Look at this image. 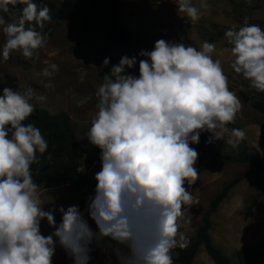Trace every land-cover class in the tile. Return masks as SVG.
Here are the masks:
<instances>
[{
  "label": "clouds",
  "instance_id": "clouds-1",
  "mask_svg": "<svg viewBox=\"0 0 264 264\" xmlns=\"http://www.w3.org/2000/svg\"><path fill=\"white\" fill-rule=\"evenodd\" d=\"M25 6L8 21L0 15V56L13 53L32 59L44 48L45 23L50 9H38L33 0H0V12L13 15L10 5ZM177 11L193 23L210 9L207 0H174ZM224 36L233 57L231 68L264 92V29L247 21L229 27ZM216 45L201 48L158 39L151 51L138 53V74L127 69L137 58L122 56L95 92L97 112L86 133L100 150L95 188L83 209L79 205L44 210L32 168L48 143L39 128L23 122L34 112L29 88L4 87L0 92V264H52L59 246L72 264H89L97 248L110 251L116 264H173L179 219L193 196L188 186L198 179L199 156L191 145L201 133L210 141L223 140L228 124L237 122L240 97L228 87L221 61L213 59ZM105 58L101 67H107ZM56 64L40 73L53 78ZM84 74L80 79L83 80ZM46 88L54 85L47 83ZM83 103V102H82ZM229 143L245 137L240 127L230 130ZM47 192V189H44ZM54 212L61 219L56 222ZM89 220L95 228L89 224ZM41 221L50 229L40 230Z\"/></svg>",
  "mask_w": 264,
  "mask_h": 264
},
{
  "label": "rangeland",
  "instance_id": "rangeland-1",
  "mask_svg": "<svg viewBox=\"0 0 264 264\" xmlns=\"http://www.w3.org/2000/svg\"><path fill=\"white\" fill-rule=\"evenodd\" d=\"M38 0H33L36 3ZM92 9H110L116 12V21L128 26L136 36L137 42L131 41L128 46L118 51H109L103 57H97L91 45H98L105 36L102 26L84 18L72 21L51 19L48 22L49 36L46 46L38 50L32 59H25L13 53L7 61L0 56V92L9 87L6 78L11 82L13 90L24 91L31 88L37 97L45 100H34L35 107H42L49 113L64 111L70 126L79 143H86V133L90 122L97 112L95 92L103 83L104 74L110 72L119 63L122 56L136 57L137 65L127 69L131 74H138V56L141 50L151 51L158 39L183 42L198 50L204 41L216 45L212 53L213 59L221 61L224 74L228 77V87L241 99L242 110L237 119L245 120L242 125L228 124L229 133L223 140L210 141V134L203 133L209 140L213 150L234 154L241 149L255 152L264 162V112L257 110L253 99L264 102V92H257L249 86L241 74L231 68L232 55L224 36L232 25L242 26L245 21L257 24L264 29V0H207L210 9L195 23L185 14L177 11L174 0H85ZM59 0H39L37 6H47L54 10ZM199 6V0H193ZM13 15L0 12L8 21L15 19L21 10L10 7ZM212 39H209V37ZM3 35L0 33V44ZM105 58H109L107 67H101ZM56 64L59 72L53 78L43 77L40 73L45 67ZM84 74L83 80L80 79ZM51 83L53 88L44 87ZM10 88V87H9ZM83 102V103H82ZM240 127L245 137L237 146L229 143L230 130ZM79 169L83 171L88 182L79 191H73L68 183H42L39 185V196L44 210L58 209L64 206L79 205L85 207L87 198L95 188V173L100 170V160H90L83 156ZM238 177V181L228 190L219 202L216 210L210 215L208 233L212 243L229 257L231 264H239L236 250L241 245H248L264 255V168L258 175L251 173L247 163L226 162L223 164H204L194 185L188 186L193 196L191 207H184V216L179 219L176 236L177 244H186L193 236L200 223L201 215L210 199L230 179ZM44 189L48 191L45 192ZM257 196V202L251 212L245 215L249 200ZM59 223L61 215L54 212ZM93 227L94 223L89 220ZM41 233L50 234L46 221H41ZM174 256V253H171ZM52 264H72L64 251L58 246L52 258ZM91 264H115L107 255V251L97 248L93 252ZM190 264H214L202 247H199ZM258 264H264L260 261Z\"/></svg>",
  "mask_w": 264,
  "mask_h": 264
},
{
  "label": "trees",
  "instance_id": "trees-1",
  "mask_svg": "<svg viewBox=\"0 0 264 264\" xmlns=\"http://www.w3.org/2000/svg\"><path fill=\"white\" fill-rule=\"evenodd\" d=\"M39 3V0L36 4ZM24 4L18 3L9 7L22 10ZM38 9L40 8L37 6ZM50 9V8H49ZM116 12L110 9L101 8L92 9L85 0H59L53 11L50 9L51 19L72 21L76 18H84L88 21L99 23L105 36L98 45L92 44L91 48L97 57H103L109 51H118L128 46L131 41L137 42L128 26L116 21ZM44 34L49 36L48 22L43 29ZM209 39H212L210 36ZM7 85L12 88L11 82L6 78ZM251 104L259 111L264 112V102L253 99ZM24 124H33L39 128L41 134L48 143V150L40 155L39 162L34 163L32 168L33 180L41 185L42 183H68L73 191L79 192L88 182L86 174L79 169L80 159L85 156L90 160H100V150L93 145L86 143L82 145L75 137L74 130L70 126L68 116L64 111L49 113L42 107H35L34 112L23 122ZM230 125H232L230 123ZM199 153L196 168L198 174L204 164L216 165L226 162L247 163L251 167V173L258 175L264 168V162L258 155L250 150L241 149L234 154L222 153L213 150L209 144L208 138L201 133L200 142L191 145ZM238 177L230 179L221 189L210 199L207 208L201 215V220L193 236L186 244H177L171 253L173 264H190L196 251L202 247L208 257L214 264H231L226 256L211 240L208 233L210 228V215L216 210L219 202L226 196L228 190L238 181ZM257 202V196L252 197L245 209V215L251 212L252 207ZM95 225L93 226V229ZM58 247V246H57ZM107 255L116 264L115 257L110 251ZM239 264H258L264 261V255L248 245H241L236 250ZM93 259V253H92ZM89 261V264H91Z\"/></svg>",
  "mask_w": 264,
  "mask_h": 264
},
{
  "label": "water",
  "instance_id": "water-1",
  "mask_svg": "<svg viewBox=\"0 0 264 264\" xmlns=\"http://www.w3.org/2000/svg\"><path fill=\"white\" fill-rule=\"evenodd\" d=\"M245 122H246L245 120L237 119V122L234 125L239 126V125H242Z\"/></svg>",
  "mask_w": 264,
  "mask_h": 264
}]
</instances>
